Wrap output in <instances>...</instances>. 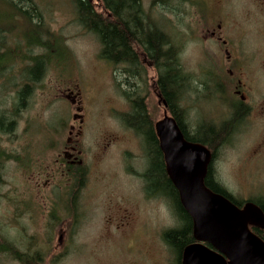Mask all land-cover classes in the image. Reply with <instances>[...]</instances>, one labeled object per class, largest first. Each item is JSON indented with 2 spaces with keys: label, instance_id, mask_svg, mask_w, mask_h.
Here are the masks:
<instances>
[{
  "label": "rangeland",
  "instance_id": "obj_1",
  "mask_svg": "<svg viewBox=\"0 0 264 264\" xmlns=\"http://www.w3.org/2000/svg\"><path fill=\"white\" fill-rule=\"evenodd\" d=\"M37 1L55 39L45 37L51 60L16 118L15 131L0 132V235L16 239L22 253L43 248L48 253L41 264H177L162 234L178 222L168 200L146 195V145L126 131L118 116L127 109L123 79L99 58L97 38L77 23L71 0ZM205 1L206 7L198 0L141 3L180 48L179 62L191 83L181 104L186 128L227 133L215 149V182L239 202H264V12L248 0L224 3L223 45L209 34L218 23L212 10L221 0ZM10 14L0 2V26L11 24ZM17 24L21 34V20ZM45 54L40 48L31 53ZM7 61L0 62V114L9 115L27 61L12 71L4 68ZM148 65L138 95L146 98L154 123L162 119L163 105ZM237 86L246 97L241 118L234 108ZM71 98L80 103L81 124L73 119L79 113ZM75 140L86 174L73 190L61 152ZM0 264L17 263L0 256Z\"/></svg>",
  "mask_w": 264,
  "mask_h": 264
},
{
  "label": "trees",
  "instance_id": "obj_2",
  "mask_svg": "<svg viewBox=\"0 0 264 264\" xmlns=\"http://www.w3.org/2000/svg\"><path fill=\"white\" fill-rule=\"evenodd\" d=\"M71 1L77 23L85 32L97 38L100 45L99 58L114 65L119 76L125 78L120 86H125L124 91L133 98L131 107L135 109L136 116L139 118L138 127H134V131L137 137L142 139L147 150L148 167L142 175L146 186L145 192L147 196L161 197L170 202L178 226L165 231L162 234V240L174 254L176 263L180 264L184 248L194 242L192 221L182 208L178 193L165 174L152 123L148 115L146 116L144 98L137 94L138 89L146 84L145 72L148 67L146 69L145 63L147 62L156 76L157 94L168 106L169 112L181 130L184 131V111L180 104L182 97L189 92L191 83L179 62L180 48L175 44L172 36L164 32L157 23H153L144 12L141 0ZM156 1L164 2V0ZM0 2L11 12L9 18L11 24L8 27L0 26V62L8 59L4 68L12 71L14 65L20 64L22 60L27 61V65L19 72L22 84L17 92L12 111L9 115L6 112L0 114V132L4 135H12L17 127L16 118L28 106L33 91L43 80L48 62L51 60L48 54L52 46L49 41L45 40V37L50 39H55V37L45 25L37 0H0ZM18 20H21L23 24L21 34L15 31ZM33 33L37 35L30 36L32 40L28 39V35ZM34 48L45 49L47 54L31 55ZM18 55H20L18 59L9 61V58ZM234 108L237 117L241 118L243 115L240 113L241 109L237 106ZM130 117L126 115V118ZM126 118L124 122L129 123ZM226 134L225 131H218L212 127L204 128V130L198 128L193 133L185 134L184 132L185 140L204 145L214 154L216 145H221L222 138ZM85 170V167L78 168L74 170L73 176L72 173L64 174L68 181H73V190L80 188L84 183ZM204 183L213 193L227 198L236 206L242 205V202L235 200L217 182L213 181L210 170ZM70 198L73 202L72 195ZM253 203L264 211V202L256 200ZM251 231L264 241L260 232L255 229ZM15 240L8 239L5 234L0 235V256L17 264H41L44 261L48 252L43 248L33 251L26 250L22 253L17 249Z\"/></svg>",
  "mask_w": 264,
  "mask_h": 264
},
{
  "label": "water",
  "instance_id": "obj_3",
  "mask_svg": "<svg viewBox=\"0 0 264 264\" xmlns=\"http://www.w3.org/2000/svg\"><path fill=\"white\" fill-rule=\"evenodd\" d=\"M154 130L163 154L165 173L192 221L193 243L184 248L180 264H264V213L253 202L238 208L205 186L212 153L184 139L167 115Z\"/></svg>",
  "mask_w": 264,
  "mask_h": 264
},
{
  "label": "flooded vegetation",
  "instance_id": "obj_4",
  "mask_svg": "<svg viewBox=\"0 0 264 264\" xmlns=\"http://www.w3.org/2000/svg\"><path fill=\"white\" fill-rule=\"evenodd\" d=\"M229 1H231V0H221V2H220V6L218 7V8H216L215 10H214V12H213V10H212V19H214V20H217L218 21V23H216V28L214 27V29L211 31V32H209V34H210V37L211 38H216L215 40L216 41H218L220 44H221V42H222V44L223 45H226V41L225 40H222V38L220 37V34H221V30H222V23H223V17L225 18V16H226V11H225V9H224V6H223V4L224 3H226V2H229ZM248 1H250V3H252V5L258 10H260V12H264V0H248ZM198 2L200 3V4H202L203 6H205L206 7V1L205 0H198ZM207 9V8H206ZM258 10V11H259ZM215 16H217V18L215 17ZM221 20V21H220ZM222 47H225V46H222ZM225 53H227V55H228V51H224ZM182 68V67H181ZM184 72V71H183ZM122 79L123 80H125V78L124 77H122ZM239 84H240V81H239ZM122 89H123V91H122V98L125 100V104H126V106H127V109H122V110H119L118 112L120 113L121 112V114L120 115H118L119 116V119H121V121L123 122H121L123 125H124V127H125V129H126V131L128 132V133H130L131 135H135V136H137V134H136V132L134 131V127H138V122H139V118L136 116V112H135V109L134 108H132L131 106H132V103H133V98L132 97H130L129 95H128V93H126L125 91H124V89H125V86H123V87H121ZM238 86L237 87H235L234 88V91H233V94L237 97L238 96V98H239V100H238V102H237V104H238V108H242L243 106H245V103H244V101L246 100V97L242 94V91H240V90H238ZM155 92V91H154ZM71 93H66V95L68 96V97H70L69 95H70ZM138 94V93H137ZM157 96H159V95H157ZM67 97V98H68ZM144 99H146V98H144ZM70 103L73 105V107L75 108V111L77 112V113H79L80 112V110H81V107H80V103L75 99V98H71V100H70ZM181 104H182V102H181ZM181 104H180V106H181ZM162 105H163V116H162V118L164 117V115H167L168 117H171V118H173L172 117V115H171V113L169 112V110H168V106L165 104V103H163L162 102ZM182 108V107H181ZM126 110V112H124ZM145 112H146V108H145ZM241 112L243 113V111L241 110ZM81 113H79V115H74L73 116V119L75 120V119H78V122H79V124H81L82 122H83V118H82V115H80ZM126 115H129V116H131L130 118H126ZM148 115V113L146 112V116ZM126 118V120L129 122V123H126V121L124 122V119ZM148 118H149V115H148ZM174 119V118H173ZM149 120H150V118H149ZM175 120V119H174ZM151 121V120H150ZM158 122V121H157ZM176 123H177V121H175ZM155 123L156 122H154V123H152V130H153V134H154V136H155V138L157 139V143H158V149H159V151H160V153H161V155H162V163H163V166H164V171H165V163H164V158H163V154H162V152H161V150H160V148H159V142H158V138H157V136H156V133H155V130H154V125H155ZM132 125V126H131ZM177 125H178V123H177ZM184 125H185V123H184ZM179 126V125H178ZM80 127V126H79ZM179 128H180V126H179ZM199 127H197L196 128V130L198 129ZM201 129V128H200ZM196 130H193V131H191V132H189L188 131V129L186 128V125H185V127H184V131H182L181 130V128H180V131H181V133L183 134V137H184V139H185V136H184V132H185V134L186 133H193V132H195ZM187 141V140H186ZM217 146V145H216ZM211 153H212V161H211V164H210V166H209V168H208V172H209V170H210V174H211V178L213 179V181H215V179H214V170L212 169V164H213V162H214V160H215V154L213 153V151L212 150H209ZM62 153V157L63 158H65L66 160H68V161H66L65 163L67 164L66 165V167H65V171L67 172V173H72V176H73V174H74V170H76V169H78V168H83V167H85V164L80 160V157L82 156V151L79 149V146H78V142L75 140V141H73V142H70V143H68L65 147H64V149H63V151L61 152ZM208 172H207V174H208ZM166 174V173H165ZM167 176V175H166ZM207 177V176H206ZM143 178V177H142ZM168 178V177H167ZM169 180V179H168ZM245 203V202H244ZM244 203H242V205L241 206H237L238 208H242V206H243V204ZM255 204V203H254ZM258 206V205H257ZM259 207V206H258ZM260 208V210L264 213V211H263V209H261V207H259ZM255 230H257L258 232H260V235L262 236V237H264V232L263 231H261V230H258V229H255Z\"/></svg>",
  "mask_w": 264,
  "mask_h": 264
}]
</instances>
